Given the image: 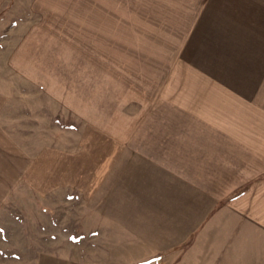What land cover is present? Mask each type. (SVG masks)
Instances as JSON below:
<instances>
[{
    "label": "rangeland",
    "instance_id": "374dc122",
    "mask_svg": "<svg viewBox=\"0 0 264 264\" xmlns=\"http://www.w3.org/2000/svg\"><path fill=\"white\" fill-rule=\"evenodd\" d=\"M86 135L103 180L36 160ZM0 137V264H264L213 162L264 147V0H0Z\"/></svg>",
    "mask_w": 264,
    "mask_h": 264
},
{
    "label": "crops",
    "instance_id": "0c3cea01",
    "mask_svg": "<svg viewBox=\"0 0 264 264\" xmlns=\"http://www.w3.org/2000/svg\"><path fill=\"white\" fill-rule=\"evenodd\" d=\"M7 138L8 149L7 152H4V156L6 160H13V142L9 137ZM93 140L92 136L86 135L81 150L67 153L59 148H51L40 154L36 160H73L66 162L65 166L73 169V175L69 176V179L64 182H71L70 184H75V186L82 188L84 186L81 184L78 185V183L86 174V170H88L87 173L91 174L88 177L89 180L87 178L84 180H88L92 184L93 181L103 180L108 175L110 168L119 161L110 158L107 147L103 148L102 146L101 152L99 150L93 151L91 147L97 145L93 143ZM235 156L231 153L224 157L219 152L218 160H213L215 171L218 172L220 169V173L216 175L215 179L220 181V189H222L218 194L214 190V196H217V202H222L223 206L227 204L228 208L249 213L252 215L250 218L259 220L260 229L264 234V147L261 149V156H256V160H236ZM21 157L24 158L22 160L26 158L22 152ZM17 158L19 159V157ZM77 160H89L88 164L90 166L79 165L76 162ZM77 165L82 166L85 170L81 167L78 168ZM35 170L31 173V180L49 179L44 178L42 173L41 176L36 174ZM98 170L101 171L102 175L95 177ZM84 171L85 173H83ZM92 171H96L94 172L95 175ZM61 172L64 171L62 170ZM61 172L54 174L52 178L54 179L53 181L56 180L58 183L57 186L61 182Z\"/></svg>",
    "mask_w": 264,
    "mask_h": 264
},
{
    "label": "snow or ice",
    "instance_id": "6c2138e0",
    "mask_svg": "<svg viewBox=\"0 0 264 264\" xmlns=\"http://www.w3.org/2000/svg\"><path fill=\"white\" fill-rule=\"evenodd\" d=\"M71 198V197H70Z\"/></svg>",
    "mask_w": 264,
    "mask_h": 264
}]
</instances>
